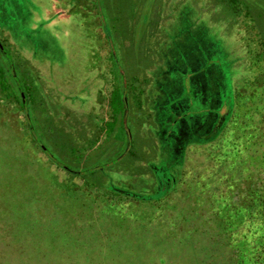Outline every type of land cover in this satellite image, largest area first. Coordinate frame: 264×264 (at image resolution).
<instances>
[{
	"label": "rangeland",
	"instance_id": "374dc122",
	"mask_svg": "<svg viewBox=\"0 0 264 264\" xmlns=\"http://www.w3.org/2000/svg\"><path fill=\"white\" fill-rule=\"evenodd\" d=\"M240 1L0 0V217L28 239L4 264H260L264 145L222 196L188 164L264 72V0Z\"/></svg>",
	"mask_w": 264,
	"mask_h": 264
},
{
	"label": "trees",
	"instance_id": "16d2710c",
	"mask_svg": "<svg viewBox=\"0 0 264 264\" xmlns=\"http://www.w3.org/2000/svg\"><path fill=\"white\" fill-rule=\"evenodd\" d=\"M229 1L232 4V8L234 10L240 7V0ZM148 17L149 16H147L145 12L144 17H142L136 26L135 37L138 38V36H141L147 29V25L149 23ZM158 27H160L159 24ZM260 46L264 48L263 40L261 41ZM1 53H3V51H1ZM260 55L262 57L261 53ZM255 61V58L252 59V57H248V62L250 64H253ZM6 64L9 65L8 63H5L4 58L0 55V91L6 98L13 99V86L7 77ZM262 64L264 65V61ZM249 68L246 70L250 73L246 72L242 75L243 77L240 76V78L234 80L235 85L233 91V105L229 110V114L226 119L227 122L225 121L224 124L222 123L219 126L220 131L217 132L216 136L203 141H195L196 145H192L190 147V149L195 150H193V153H191L188 158V164L191 163V160H193L194 164H190L189 166H193L192 169L194 170H196V167H212L210 174L213 177V180H215V184L211 185L210 188L213 190H218L221 196L225 191L220 190L223 187L221 184H218L219 180L230 181L229 179H235L236 177L233 176L234 173L237 171L238 173H241V168L247 169L248 167L255 166V164H257V160L263 158L260 148L264 145V72H261L260 68V73L258 75L255 73L251 75V70L254 71V69L252 67ZM238 80H243V84L238 85ZM256 82L258 83L257 86H255ZM255 100L257 101L255 102ZM124 102L125 99H122V102L118 106L119 110L121 111L124 108ZM117 114L118 113H115L113 116L115 117ZM109 129H111V126ZM262 164L264 165V160L262 161ZM190 167H182L183 173L186 171H191L192 169ZM179 183H182V179ZM179 183L177 185L178 187L180 185ZM195 187H199L201 189L200 192L205 193L207 191L204 187V184L197 185V183H195ZM185 190H187L189 195L188 197H185L190 201V192H192V186H185ZM164 195L165 194L162 196ZM253 195L254 197H257L259 193L255 192ZM217 199L219 200L220 197ZM218 200H216V203ZM219 201L222 203L224 202V200ZM255 203H257V201L253 202V205L250 209L251 212L256 206ZM260 206H262V211H264V202L260 203ZM15 224L16 223L13 218L12 223H10L12 227L9 228L7 225H5L4 221L0 217L1 245L12 246L23 245L24 243L26 244L28 239H16L14 236L12 229ZM31 240L32 239H30V241ZM20 247L16 248V250H20L22 252ZM14 257H16L15 254H7L5 256L0 255V264H4L3 260H6L5 262L8 263V261ZM260 264H264V253L261 257Z\"/></svg>",
	"mask_w": 264,
	"mask_h": 264
},
{
	"label": "flooded vegetation",
	"instance_id": "af4514ba",
	"mask_svg": "<svg viewBox=\"0 0 264 264\" xmlns=\"http://www.w3.org/2000/svg\"><path fill=\"white\" fill-rule=\"evenodd\" d=\"M146 12V11H145ZM1 47V46H0Z\"/></svg>",
	"mask_w": 264,
	"mask_h": 264
}]
</instances>
